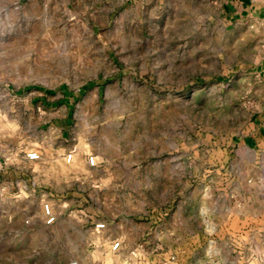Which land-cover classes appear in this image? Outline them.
<instances>
[{
    "label": "rangeland",
    "instance_id": "obj_1",
    "mask_svg": "<svg viewBox=\"0 0 264 264\" xmlns=\"http://www.w3.org/2000/svg\"><path fill=\"white\" fill-rule=\"evenodd\" d=\"M223 21L222 0H0V264H264L260 55Z\"/></svg>",
    "mask_w": 264,
    "mask_h": 264
},
{
    "label": "crops",
    "instance_id": "obj_2",
    "mask_svg": "<svg viewBox=\"0 0 264 264\" xmlns=\"http://www.w3.org/2000/svg\"><path fill=\"white\" fill-rule=\"evenodd\" d=\"M222 16L225 26L228 22L234 28H239L236 39H252L256 44L259 58L253 64L257 79L261 82L260 92H264V0H222ZM264 114V108L262 110ZM253 133L244 140L243 148L252 149L264 140V129L260 125L252 126ZM2 138V137H1ZM1 140V139H0ZM2 152V150H1ZM2 154L0 165L2 166ZM56 215V214H55ZM57 221V216H56ZM56 223V222H55Z\"/></svg>",
    "mask_w": 264,
    "mask_h": 264
},
{
    "label": "built area",
    "instance_id": "obj_3",
    "mask_svg": "<svg viewBox=\"0 0 264 264\" xmlns=\"http://www.w3.org/2000/svg\"><path fill=\"white\" fill-rule=\"evenodd\" d=\"M2 137V132L0 130V139ZM74 152H70L66 159H67V162H71L74 158ZM26 158L30 161H39L41 159V155L38 151H29L28 153H26ZM87 164L89 166H96L98 164V159L95 155H89L87 157ZM43 214H44V220H45V223L46 225H53L55 222H56V215L52 209V207L49 205V204H45L43 206ZM105 228V223H98L96 224L95 226V230L96 231H101V230H104ZM121 246V242L119 241H116L114 242V244L112 245V249L115 251V250H118Z\"/></svg>",
    "mask_w": 264,
    "mask_h": 264
},
{
    "label": "bare ground",
    "instance_id": "obj_4",
    "mask_svg": "<svg viewBox=\"0 0 264 264\" xmlns=\"http://www.w3.org/2000/svg\"><path fill=\"white\" fill-rule=\"evenodd\" d=\"M2 132V131H1Z\"/></svg>",
    "mask_w": 264,
    "mask_h": 264
}]
</instances>
